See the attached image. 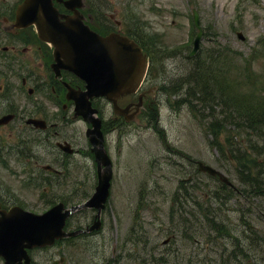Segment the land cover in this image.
<instances>
[{
	"label": "rangeland",
	"instance_id": "1",
	"mask_svg": "<svg viewBox=\"0 0 264 264\" xmlns=\"http://www.w3.org/2000/svg\"><path fill=\"white\" fill-rule=\"evenodd\" d=\"M18 1L0 0V12L4 13L16 6ZM100 1L113 10L116 9L112 3L119 7L118 0ZM122 2L123 6L129 5L128 0ZM134 5L135 12L139 13L141 26L146 27L150 35V41L153 43L155 39L156 43L162 38L164 45L156 44L158 51L171 55L170 58L159 55V59L162 58L152 75L151 87L159 85L163 70L170 71V82L176 80L183 84L180 79L190 67L185 57L192 48L190 39L196 33L192 27V8L197 9L205 30L201 39L202 49L220 42L228 43L232 46L231 49L248 54L253 51L257 38L264 36V0H136ZM129 9L128 16L133 17L131 22H138V14L132 13L131 6ZM238 31H241L244 40L238 37ZM4 37L5 35L1 36L0 42H3ZM258 58L259 56L256 58L255 68L259 72L252 84L250 78L242 75L246 83L243 87L246 96L252 93L261 96L264 90V56ZM247 82L250 83L249 86ZM98 109L110 123L114 117L110 103L101 99ZM157 110V130L151 121L137 116L135 121L124 122L115 129L112 127V132L108 133L106 140L114 162L115 181L109 198L111 209L105 217L103 232L94 236V239H88L82 248L66 243L31 251L35 264H54L62 256L65 259L61 264H104L114 254L116 259L121 260L119 264H160L165 256L160 255V252L167 250L163 247V240L167 235L161 233L173 225L174 219V203L170 204V199L180 181L193 175L196 170L191 163L202 160L222 170L235 186H245L238 184L237 163L226 162V155L218 150L219 147H212L214 141L207 134L204 121L195 117L189 105L159 104ZM197 121L201 122V126ZM74 125L72 131L77 132V135H84L86 125L81 120ZM224 139L225 136L221 135L215 141L218 144L219 141L225 142ZM79 146L86 148V136L77 144ZM236 146L246 148L239 143ZM257 148L264 150V144L259 143ZM228 150L225 148L226 154L231 155ZM73 159L78 167H84L78 155ZM72 172L74 175L77 173L74 170ZM196 176L198 184L204 190V196L188 203L191 225L195 228L199 226L198 220L204 217L203 207L210 205L216 213L226 216L235 228L240 229L243 224L237 216L244 208L251 214L258 237L253 246L243 247L245 252L242 254L239 250L236 251L240 261L237 264H264V219L257 213L260 200L255 197L250 204V200L239 197L238 194L228 199L231 193L220 186V181L206 174ZM200 189L196 190L194 196L201 194ZM48 197L53 198V195L48 193ZM42 202L46 204V201ZM139 203H145V206L138 208ZM133 226L138 228V239L134 245L130 240L127 241L128 232ZM210 235L211 238L205 241L185 245L175 239L170 245L172 248H184V264H219L220 251L222 254L226 251L221 250L220 237L216 240L212 237L213 233ZM196 236L198 240V235ZM169 264L178 263L170 259Z\"/></svg>",
	"mask_w": 264,
	"mask_h": 264
},
{
	"label": "flooded vegetation",
	"instance_id": "2",
	"mask_svg": "<svg viewBox=\"0 0 264 264\" xmlns=\"http://www.w3.org/2000/svg\"><path fill=\"white\" fill-rule=\"evenodd\" d=\"M112 12L109 19L90 15L89 21L101 32L121 31L136 39L137 31L131 23L125 17L118 20L117 13ZM11 28L15 34L6 35L0 42V214L2 209L9 211L16 205L36 212L59 201L70 207L92 194L99 171L87 147H77L83 134L72 131L78 120L67 84L75 88L79 84L71 80L66 68L56 72L52 50L38 41L32 27L4 26ZM133 103L127 97L121 106ZM35 120L41 122L36 125ZM117 125L114 122L113 128ZM113 128L106 126L109 131ZM64 148H71L84 167H78L75 155ZM71 169L77 173L74 175ZM93 210L95 207H84L74 212L66 227L80 228L78 223ZM1 261L3 257V264ZM30 264H35L33 259Z\"/></svg>",
	"mask_w": 264,
	"mask_h": 264
},
{
	"label": "water",
	"instance_id": "3",
	"mask_svg": "<svg viewBox=\"0 0 264 264\" xmlns=\"http://www.w3.org/2000/svg\"><path fill=\"white\" fill-rule=\"evenodd\" d=\"M53 2L25 0L17 11L16 25L36 24L38 35L55 46L58 61L65 59L70 69L88 81L87 91H74L72 97L77 102L78 113L94 124L90 134L96 143L99 141L96 134L100 133V124L92 113L94 110L88 96L103 94L111 98L117 93L133 89L144 73L145 57L132 40L120 34L112 33L108 37H102L90 31L83 24L79 11L75 9L76 5H83L82 0L65 2L68 7L74 8L76 14L73 15L60 14ZM194 17L199 27L196 12ZM197 43L198 40L196 46ZM97 155H103L107 159L104 150H97ZM200 165L201 169H206L214 175L218 173L228 183L227 178L217 170L208 165ZM104 180L106 181L100 183L97 193L87 204H100L104 200L105 196L99 197L107 190V177ZM61 207L63 205L59 204L42 215L15 207L9 212L11 215L7 216V231L2 234L0 230V255L5 256L11 264L21 262L22 258L27 262V247L51 244L56 238L64 235L62 226L66 214L60 210ZM3 218L4 215L0 217V229L5 222Z\"/></svg>",
	"mask_w": 264,
	"mask_h": 264
},
{
	"label": "trees",
	"instance_id": "4",
	"mask_svg": "<svg viewBox=\"0 0 264 264\" xmlns=\"http://www.w3.org/2000/svg\"><path fill=\"white\" fill-rule=\"evenodd\" d=\"M219 46L211 49L215 53H211L209 58L203 57L195 62L187 81V95L194 114L206 124L205 130L218 135L221 127L225 128L229 125L230 132L227 138L235 145L238 143L246 145V148L242 149L235 145L233 148L230 147L231 150L235 149L234 160L231 161L237 163L239 183L245 185L240 187L239 195L243 194L247 199H251L253 195L264 199V159L260 160L252 154L260 156L264 153L257 148L259 139H264V91L261 96H256L254 93L245 96V90L241 94L243 88L240 77L250 73L251 61H248L247 56L239 57L235 65L236 56L229 46L226 44ZM256 47V54L252 55V58L257 53L259 57L264 56L263 37L258 40ZM241 62L244 64L242 70ZM236 84L240 85L241 89L239 87L233 91ZM249 152L251 153L248 154ZM223 187L231 193L228 199H232L235 194L234 189L225 185ZM207 209L210 210L207 216L204 213V217L198 220L202 228L208 232L206 239L211 238L210 233H213L214 239L218 240L220 237L221 250L231 248L225 254L220 251L219 264L240 262L236 251L239 250L242 254L245 252L243 247L253 246L256 243L257 233L252 219L246 215L247 211L242 210L237 218L243 225L237 229L230 223L231 220L229 221L226 216L223 218L219 212L216 213L213 207Z\"/></svg>",
	"mask_w": 264,
	"mask_h": 264
},
{
	"label": "bare ground",
	"instance_id": "5",
	"mask_svg": "<svg viewBox=\"0 0 264 264\" xmlns=\"http://www.w3.org/2000/svg\"><path fill=\"white\" fill-rule=\"evenodd\" d=\"M122 35H124V33L123 32H120ZM133 42H135V41H137V39H133L132 40ZM237 264V263H236Z\"/></svg>",
	"mask_w": 264,
	"mask_h": 264
}]
</instances>
